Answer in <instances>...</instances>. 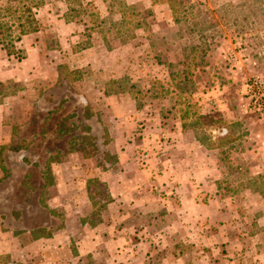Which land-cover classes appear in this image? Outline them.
Listing matches in <instances>:
<instances>
[{"label": "rangeland", "instance_id": "374dc122", "mask_svg": "<svg viewBox=\"0 0 264 264\" xmlns=\"http://www.w3.org/2000/svg\"><path fill=\"white\" fill-rule=\"evenodd\" d=\"M28 2L57 75L38 85L42 93L27 118L0 144V235L12 233L0 236V247L13 250L14 237L31 229L64 231L62 206L76 193L55 190L71 182L68 167L86 182L82 192L88 189L95 208L90 226L109 214L113 199L99 177L119 168L116 152L124 149L109 127L118 114L139 120L136 134L148 117L168 120V128L177 122L185 133L165 146L148 144L150 155L137 161L145 166L161 146L175 161L166 172L176 187L151 178L164 189L158 199L139 205L138 195L115 211L133 213L122 227L126 233L131 226L142 243L132 262L264 264V15L245 19L246 0ZM15 48L18 59L24 50ZM22 87L0 88V99ZM112 104L121 110H109ZM190 182L207 207L190 199ZM11 262L0 255V264Z\"/></svg>", "mask_w": 264, "mask_h": 264}, {"label": "crops", "instance_id": "0c3cea01", "mask_svg": "<svg viewBox=\"0 0 264 264\" xmlns=\"http://www.w3.org/2000/svg\"><path fill=\"white\" fill-rule=\"evenodd\" d=\"M38 35L39 33L24 36L16 42L17 48L26 53V58L22 61L15 59L14 56H7L4 51L0 50V88H5L8 85L23 86L15 93L0 99V144L2 145L10 141L12 128L16 124L20 125V121L27 118L33 103L38 100L42 93V89L38 85L43 86L44 83H53L56 80L57 74L54 73V67L57 66V62L48 58V52L46 48L43 49L41 38ZM126 105L130 113L135 111L133 104ZM119 106L120 104H112L109 110H118ZM117 115H113L112 124L109 127L110 129L113 128L116 133L115 143L122 144L124 149L116 152L115 164L119 168L115 171L112 169L102 171L101 176H97L106 184L107 193L113 199L107 205L109 214H106L105 217L101 216L102 220L97 226H90L86 219L95 208L88 198V189H85L84 193L82 192L86 187V182L79 181V168L68 167L66 169L68 173L72 170L71 182L68 185L58 184L57 190H55L57 196L60 193L62 196L64 191L76 193V197L68 196L70 200L62 206L66 209L64 219L61 221L65 228L64 231L45 236V232L43 231L41 234L37 228L27 230L20 235L17 234L14 241L17 242L18 247L13 250L10 246H2L4 244L0 247V255L8 254L10 256L12 262L8 264H143L142 262H132L135 260V255L139 254L142 244L133 240L134 236H138V234L136 231L135 234L131 232V226L126 233L123 229L125 224L133 218V213L117 216L115 211L120 207V204L126 207L136 202L138 199H135V196L138 195L142 197V200L137 202L138 204L158 199L163 188L157 190L158 188L151 178L160 180L161 177H164L163 180L165 181L162 183L176 187V179L171 178L169 172H166L167 164L173 168L176 166L175 161L168 157V154L164 157L165 153L159 152V150L169 141L177 142L182 139L185 133L182 128L178 127L177 122L168 128V125L165 124L168 123V120L165 121L160 118L158 122L152 123L148 117L146 120H141L140 128L144 127L141 130L143 133L136 134L133 131L139 127V120H135V117L132 118L131 116L121 117ZM138 143L147 149L139 148ZM156 143L161 144L158 152L150 156L152 159L147 160L145 166H139L137 161L148 150V144ZM148 155L150 153H146L147 157ZM171 172L176 173L175 170ZM188 173L189 171H186L185 176L190 178ZM195 184L190 182L186 189L190 199L192 197L196 202L198 201L199 206H203L205 204L196 195L199 191ZM154 186L157 191L153 188ZM58 191L61 192L58 193ZM193 199L190 204L197 206ZM211 203L214 205L219 203L221 209L227 205L224 204V201L211 200ZM216 211L215 216L217 218ZM218 214L220 219H224L226 215L223 211H219ZM199 219L200 221L203 220L202 217ZM106 220L107 222H105ZM72 226L73 228H71ZM125 229L127 230V228ZM7 234L12 235V233ZM7 234L0 236L5 237Z\"/></svg>", "mask_w": 264, "mask_h": 264}, {"label": "trees", "instance_id": "16d2710c", "mask_svg": "<svg viewBox=\"0 0 264 264\" xmlns=\"http://www.w3.org/2000/svg\"><path fill=\"white\" fill-rule=\"evenodd\" d=\"M243 5L241 8L246 10L245 19H248L250 15L252 17L264 15V0H246ZM233 10L238 9L226 10V12L228 15H233ZM226 12L224 9V13ZM38 31L36 14L28 0H0V48L6 52L7 56L16 55L15 44L22 37ZM18 54H20L18 60L25 58L24 52L21 51ZM39 231L41 233L42 230Z\"/></svg>", "mask_w": 264, "mask_h": 264}]
</instances>
